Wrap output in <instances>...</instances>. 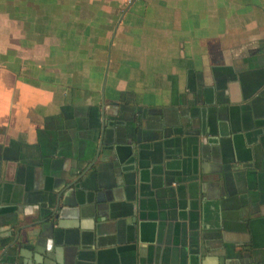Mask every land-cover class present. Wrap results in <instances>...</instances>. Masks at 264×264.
<instances>
[{"label":"crops","instance_id":"crops-1","mask_svg":"<svg viewBox=\"0 0 264 264\" xmlns=\"http://www.w3.org/2000/svg\"><path fill=\"white\" fill-rule=\"evenodd\" d=\"M42 230L62 264H264V0H0V264Z\"/></svg>","mask_w":264,"mask_h":264},{"label":"water","instance_id":"water-1","mask_svg":"<svg viewBox=\"0 0 264 264\" xmlns=\"http://www.w3.org/2000/svg\"><path fill=\"white\" fill-rule=\"evenodd\" d=\"M100 210L104 211L105 209L99 205H96L95 210H94L95 215H99L98 212ZM58 214H59V211H58ZM102 215L106 216L105 211L103 212ZM39 224L41 223H38L37 225ZM45 233H46L45 230L28 233L26 237V242L30 243L31 245V248H30L31 255L30 256L24 255L23 250L25 248H23V250H20L19 252L17 250H14V251L10 250V252H8L9 250L5 251L4 254L7 259L6 264H16V263L17 264H62L59 258L57 249L53 247V241H54V238H56V235L52 239L51 238L45 239L46 237ZM58 236L60 237V239L61 237L63 239H67V235H64L63 233ZM9 257H11V260H9ZM25 258H27V260H25Z\"/></svg>","mask_w":264,"mask_h":264},{"label":"built area","instance_id":"built-area-1","mask_svg":"<svg viewBox=\"0 0 264 264\" xmlns=\"http://www.w3.org/2000/svg\"><path fill=\"white\" fill-rule=\"evenodd\" d=\"M134 2V0H125V5L129 6Z\"/></svg>","mask_w":264,"mask_h":264}]
</instances>
